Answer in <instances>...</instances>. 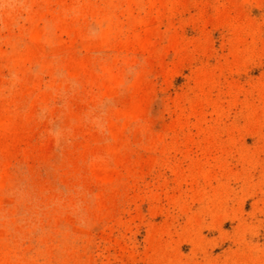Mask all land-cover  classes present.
<instances>
[{"label": "rangeland", "instance_id": "1", "mask_svg": "<svg viewBox=\"0 0 264 264\" xmlns=\"http://www.w3.org/2000/svg\"><path fill=\"white\" fill-rule=\"evenodd\" d=\"M0 264H264V0H0Z\"/></svg>", "mask_w": 264, "mask_h": 264}]
</instances>
